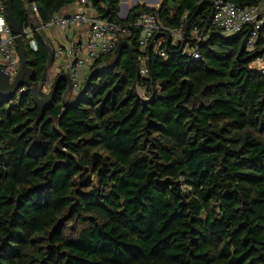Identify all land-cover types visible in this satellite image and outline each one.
Masks as SVG:
<instances>
[{
  "label": "trees",
  "instance_id": "16d2710c",
  "mask_svg": "<svg viewBox=\"0 0 264 264\" xmlns=\"http://www.w3.org/2000/svg\"><path fill=\"white\" fill-rule=\"evenodd\" d=\"M80 1L12 0L11 10L21 33ZM88 1L118 25L144 13L183 24L185 42L163 46L165 59L148 48L141 77L132 30L113 69V53L90 67L73 106L59 80L39 122L28 90L0 99V264H264V74L251 67L264 28L247 50L252 26L223 35L214 0L138 4L124 20L120 0ZM36 40L31 52L22 38L35 89L48 60Z\"/></svg>",
  "mask_w": 264,
  "mask_h": 264
},
{
  "label": "built area",
  "instance_id": "2783aa9c",
  "mask_svg": "<svg viewBox=\"0 0 264 264\" xmlns=\"http://www.w3.org/2000/svg\"><path fill=\"white\" fill-rule=\"evenodd\" d=\"M79 6L91 10V2L81 0ZM214 12L212 25L218 28L223 35L232 36L239 33L244 27L251 25L252 31L246 43L247 50H252L258 40L259 32L264 28V11L260 7L239 8L236 5L222 0L213 1ZM33 12L37 11L35 5L31 6ZM5 0H0V68L12 80L20 69V58L16 46V37L6 19ZM87 29L84 40L65 38L61 45L53 51V57L61 60L60 70L67 74L71 88L69 97H76L81 91L90 67L103 56L114 54L117 46L131 35L132 30H138L137 63L138 73L141 77L148 74L147 50L153 48L163 59L167 57L164 47L166 44L178 45L185 42L184 26L168 28L162 24L156 13H144L125 25L115 24L107 19L98 18L94 13L77 12L72 14H54L48 21H38L32 27H24L20 33L21 39L27 41L31 52L37 51L36 35L41 36L51 30L60 32H73L78 29ZM196 35L197 33L194 32ZM184 54L194 60L199 59L196 48L184 47ZM261 62L260 68H255L264 74V55L252 64ZM60 72V71H59ZM55 78L48 75L44 88L48 92ZM27 90L22 87L18 90L21 94Z\"/></svg>",
  "mask_w": 264,
  "mask_h": 264
},
{
  "label": "water",
  "instance_id": "95a60500",
  "mask_svg": "<svg viewBox=\"0 0 264 264\" xmlns=\"http://www.w3.org/2000/svg\"><path fill=\"white\" fill-rule=\"evenodd\" d=\"M11 3H12V0H5L6 19L12 30L13 35L16 37V46H17V50H18V54L20 58V69L15 75V77L12 80H10L9 75L6 72H4L2 68H0V99L9 100L17 94L20 88L26 87L28 92L31 95L34 106L38 109V121L37 122H39L40 120H42L45 111L53 103V99H54V95L56 91V85L59 80H64L66 83V88L61 95V103L64 107H70L76 104L78 97H80V95L84 93L87 82L90 78V75L86 78L85 84L83 85L79 94L74 98L69 97L71 84H70L68 75L64 73H61L58 76H56L52 88L48 92H45L43 88H44L46 79L48 77L49 69L52 66L53 59H54L52 50L47 46V49H48L47 65H46L44 72L42 73L40 84L38 88L35 89L32 84L34 71L32 68H30L27 65V60H26L25 52H24V46L22 43V39H21V35L18 29L17 23L12 14ZM121 20H124V19L121 18ZM123 48H126V49L130 48L128 45V42L123 41L117 46V48L114 51L113 64L111 65L110 69H113V67L116 65L119 59L120 51ZM106 67L107 65L106 63H104L101 66H99L98 69L100 71ZM137 76H139V73H137ZM35 128L36 126L34 125V131H35ZM35 142L37 144L40 142V136H37L35 138Z\"/></svg>",
  "mask_w": 264,
  "mask_h": 264
},
{
  "label": "crops",
  "instance_id": "0c3cea01",
  "mask_svg": "<svg viewBox=\"0 0 264 264\" xmlns=\"http://www.w3.org/2000/svg\"><path fill=\"white\" fill-rule=\"evenodd\" d=\"M162 0H120L119 4V13L118 17L125 18L129 12L130 9L135 7L136 5H145L148 8H158L161 4ZM263 7V6H261ZM87 12V13H94L91 10H88L86 8H83L77 4L68 6L64 8L61 11V14H72V13H77V12ZM87 35V29H78L73 32H60L57 30H51L48 33H44L41 36L46 40L47 46L54 51V49L58 46L61 45L65 38L68 36H71L73 39L77 40H84V38ZM61 60L58 58L53 59L52 66L49 69L48 75L52 78H56L59 74H61ZM60 71V72H59Z\"/></svg>",
  "mask_w": 264,
  "mask_h": 264
},
{
  "label": "rangeland",
  "instance_id": "374dc122",
  "mask_svg": "<svg viewBox=\"0 0 264 264\" xmlns=\"http://www.w3.org/2000/svg\"><path fill=\"white\" fill-rule=\"evenodd\" d=\"M261 9L264 11V5L261 7ZM110 63H106L107 66H109ZM252 68H260L261 67V62H256L255 64L251 65ZM45 90V89H43Z\"/></svg>",
  "mask_w": 264,
  "mask_h": 264
}]
</instances>
